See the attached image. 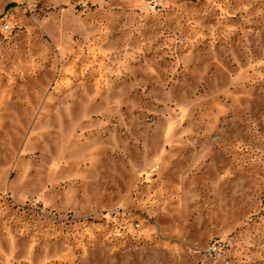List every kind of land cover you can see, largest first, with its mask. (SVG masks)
Listing matches in <instances>:
<instances>
[{
    "label": "rangeland",
    "instance_id": "rangeland-1",
    "mask_svg": "<svg viewBox=\"0 0 264 264\" xmlns=\"http://www.w3.org/2000/svg\"><path fill=\"white\" fill-rule=\"evenodd\" d=\"M216 238L264 264V0H0V264Z\"/></svg>",
    "mask_w": 264,
    "mask_h": 264
},
{
    "label": "built area",
    "instance_id": "built-area-1",
    "mask_svg": "<svg viewBox=\"0 0 264 264\" xmlns=\"http://www.w3.org/2000/svg\"><path fill=\"white\" fill-rule=\"evenodd\" d=\"M4 28H8L5 24ZM232 246L230 242L223 238H216L208 243L203 250L204 257L210 264H240V259L232 256Z\"/></svg>",
    "mask_w": 264,
    "mask_h": 264
},
{
    "label": "bare ground",
    "instance_id": "bare-ground-1",
    "mask_svg": "<svg viewBox=\"0 0 264 264\" xmlns=\"http://www.w3.org/2000/svg\"><path fill=\"white\" fill-rule=\"evenodd\" d=\"M240 264H242V262L240 261Z\"/></svg>",
    "mask_w": 264,
    "mask_h": 264
}]
</instances>
